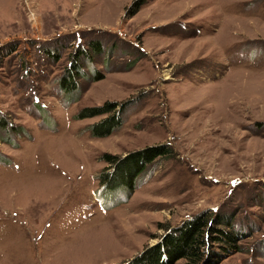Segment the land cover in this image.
I'll use <instances>...</instances> for the list:
<instances>
[{"label": "rangeland", "instance_id": "1", "mask_svg": "<svg viewBox=\"0 0 264 264\" xmlns=\"http://www.w3.org/2000/svg\"><path fill=\"white\" fill-rule=\"evenodd\" d=\"M0 117V264H127L202 211L264 264V0H0Z\"/></svg>", "mask_w": 264, "mask_h": 264}, {"label": "trees", "instance_id": "2", "mask_svg": "<svg viewBox=\"0 0 264 264\" xmlns=\"http://www.w3.org/2000/svg\"><path fill=\"white\" fill-rule=\"evenodd\" d=\"M71 72H67L60 78L59 82L63 90L67 88L71 90L75 86L74 75H70ZM119 105L120 103L116 102H105L101 105L84 107L78 111L76 117L104 115L102 119L91 125V134L99 137L107 136L122 124L119 111L116 109ZM0 122L2 123L1 117ZM167 152L168 150L163 146H149L132 152L129 157L136 159L132 174H139L145 164L151 163L157 157L166 156ZM104 158L111 165H115V171H124L123 166L127 165L124 158H116L115 155L109 153L104 154ZM106 175L107 172L103 174V176ZM215 221L216 219H212L208 211L197 213L180 225L166 231L156 243L146 246L127 264H173L179 259H184L183 264H217L218 260H213L211 257L214 252L213 244H220L224 253L239 250V245H237L236 231L216 227L213 225Z\"/></svg>", "mask_w": 264, "mask_h": 264}]
</instances>
